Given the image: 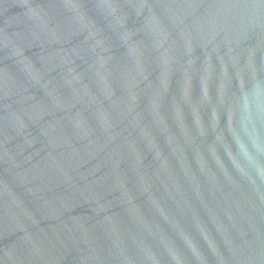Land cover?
I'll return each mask as SVG.
<instances>
[{
  "label": "water",
  "instance_id": "obj_1",
  "mask_svg": "<svg viewBox=\"0 0 264 264\" xmlns=\"http://www.w3.org/2000/svg\"><path fill=\"white\" fill-rule=\"evenodd\" d=\"M0 264H264V0H0Z\"/></svg>",
  "mask_w": 264,
  "mask_h": 264
}]
</instances>
